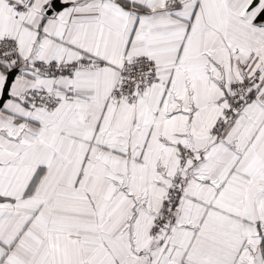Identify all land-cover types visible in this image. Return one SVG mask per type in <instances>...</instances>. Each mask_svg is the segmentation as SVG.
Segmentation results:
<instances>
[{"label": "snow or ice", "instance_id": "obj_1", "mask_svg": "<svg viewBox=\"0 0 264 264\" xmlns=\"http://www.w3.org/2000/svg\"><path fill=\"white\" fill-rule=\"evenodd\" d=\"M0 264H264V0H0Z\"/></svg>", "mask_w": 264, "mask_h": 264}]
</instances>
